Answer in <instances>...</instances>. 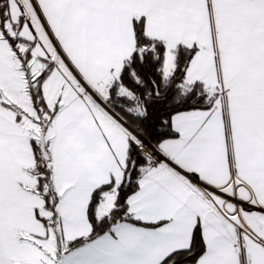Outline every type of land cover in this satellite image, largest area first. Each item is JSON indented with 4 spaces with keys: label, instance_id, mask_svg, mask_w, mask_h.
<instances>
[{
    "label": "snow or ice",
    "instance_id": "obj_1",
    "mask_svg": "<svg viewBox=\"0 0 264 264\" xmlns=\"http://www.w3.org/2000/svg\"><path fill=\"white\" fill-rule=\"evenodd\" d=\"M0 264H264V0H0Z\"/></svg>",
    "mask_w": 264,
    "mask_h": 264
}]
</instances>
